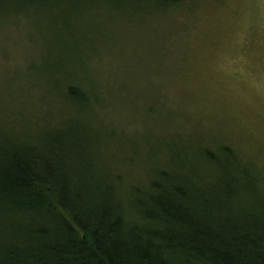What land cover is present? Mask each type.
<instances>
[{"label":"trees","instance_id":"16d2710c","mask_svg":"<svg viewBox=\"0 0 264 264\" xmlns=\"http://www.w3.org/2000/svg\"><path fill=\"white\" fill-rule=\"evenodd\" d=\"M200 1L0 0L1 29L25 19L50 47L0 96V264H264L252 155L175 126L150 137L175 116L155 103L133 138L114 118L124 95L90 63L87 14L139 21Z\"/></svg>","mask_w":264,"mask_h":264},{"label":"rangeland","instance_id":"374dc122","mask_svg":"<svg viewBox=\"0 0 264 264\" xmlns=\"http://www.w3.org/2000/svg\"><path fill=\"white\" fill-rule=\"evenodd\" d=\"M86 17L83 24L96 23L98 32H91L100 38L90 63L103 83L124 95L114 118L128 134L141 139L149 123L145 109L167 105L174 120L144 135L168 137L174 126L205 134L252 155L264 170V0H201L192 9L139 21L96 11ZM5 26L0 96L12 87L7 75L18 77L50 50L27 20ZM28 83L16 79L24 91Z\"/></svg>","mask_w":264,"mask_h":264}]
</instances>
